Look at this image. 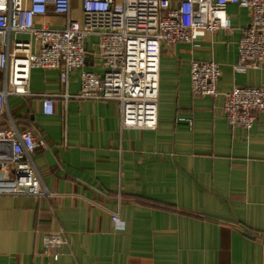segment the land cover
Segmentation results:
<instances>
[{
	"label": "crops",
	"instance_id": "obj_1",
	"mask_svg": "<svg viewBox=\"0 0 264 264\" xmlns=\"http://www.w3.org/2000/svg\"><path fill=\"white\" fill-rule=\"evenodd\" d=\"M225 11L230 31L206 32L198 47L162 44L153 130L121 128L116 101L74 97L81 70H105L96 36L86 38L85 65L67 85L59 69L30 70L31 95L7 97L0 129L11 119L45 141L33 159L51 195L0 194V264H264V113L248 130L230 126L222 95L264 89V65L233 69L249 11ZM70 17L82 21L81 0H71ZM35 25L63 28L65 18L48 12ZM192 60L218 63L215 96L192 94ZM44 94L53 97L50 115ZM56 231L66 242L46 248L43 236Z\"/></svg>",
	"mask_w": 264,
	"mask_h": 264
},
{
	"label": "built area",
	"instance_id": "obj_2",
	"mask_svg": "<svg viewBox=\"0 0 264 264\" xmlns=\"http://www.w3.org/2000/svg\"><path fill=\"white\" fill-rule=\"evenodd\" d=\"M228 4L249 11L233 69L264 65V0H81L80 23L70 17L71 0H0V71L4 74L0 114L9 95H31L28 78L32 68L59 69L60 81L67 85L69 74L85 65L86 38L96 36L105 70L102 74L81 70L80 91L74 97L116 101L121 128L156 129L162 44L186 42L198 47L206 32L230 31ZM48 12L63 16L65 26H36V17ZM14 33H25L28 39H14ZM220 75L217 62L192 60V94L215 96ZM222 95L230 126L248 130L256 113H264L263 88L234 86ZM42 96V111L50 115L53 97ZM10 121L0 129V194L49 197L33 159L45 141ZM110 219L114 227H123L118 212ZM42 241L46 248L57 249L66 239L62 231H56L46 233Z\"/></svg>",
	"mask_w": 264,
	"mask_h": 264
},
{
	"label": "trees",
	"instance_id": "obj_3",
	"mask_svg": "<svg viewBox=\"0 0 264 264\" xmlns=\"http://www.w3.org/2000/svg\"><path fill=\"white\" fill-rule=\"evenodd\" d=\"M149 204H152V205H154V202H152V201H149Z\"/></svg>",
	"mask_w": 264,
	"mask_h": 264
}]
</instances>
